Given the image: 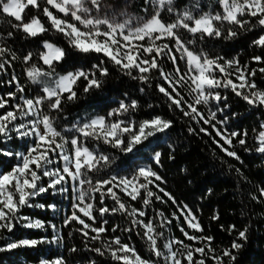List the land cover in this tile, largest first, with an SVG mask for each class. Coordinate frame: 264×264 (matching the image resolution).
<instances>
[{
  "label": "snow or ice",
  "instance_id": "1",
  "mask_svg": "<svg viewBox=\"0 0 264 264\" xmlns=\"http://www.w3.org/2000/svg\"><path fill=\"white\" fill-rule=\"evenodd\" d=\"M215 4L216 9L203 11L200 0H188L183 5H178L177 0H143L144 15H133L128 11L129 0H123V3L120 0H0V25L7 24L14 30L4 32L0 28V73H6L12 67V61L19 59L5 42L16 32L24 33L27 38L37 37L51 29L62 34L76 52L104 57L90 70L78 69L59 74L55 64L63 60L66 52L62 47L44 41L42 47L46 51L39 52L38 59L47 69L36 64L25 69L27 79L39 86L37 94L31 98L25 96V88L15 75L7 81L15 84L16 91L0 96V143L14 137L28 143L24 151L0 149V155L14 156L17 161L10 171H0V240L5 241L0 252L43 243H60L63 238L57 225L51 222L48 224L53 231L51 240L46 237L14 240L11 234L17 226L44 229L43 221L22 215L21 209L44 208V204H33L32 200L49 191L54 195L67 194L71 189L72 210L64 217L63 225H79L74 231L84 238L85 248L110 258L113 264H160L161 260L164 264H207L209 260L212 264H225V260L233 264L236 259L233 250L242 247L238 241L247 239V229L239 230L230 246L217 251L212 247L214 237L203 235L204 229L192 209L187 204L178 203L160 186L166 181L152 165L162 166L163 154L155 151L149 138L170 129L171 120L160 115L137 119L138 101L125 99L105 115L77 121L63 130L57 125V117L52 115L63 112L65 99L72 102L77 98L75 87L79 81L85 82V93L99 89L103 84L102 78L109 75L106 63H110L125 75L150 86L155 73V78L160 81L155 87L166 98L169 108L211 127L219 137V140L213 137V142L228 157L243 163L233 140L243 151L264 157V121L252 130V144L249 146L247 130L229 131L224 127L227 117L217 119V112L229 107L226 103L228 97L221 94V89L231 91L250 107L264 109V90L252 79L257 71L264 73V67L249 70V65H241L238 58L211 57L202 48L197 51L194 47L206 39L232 40L239 34L237 29L244 32L259 29L251 46L264 50V0H215ZM29 8L35 14L25 19ZM41 16L46 18L49 27L45 26ZM32 59V52L22 57L26 65ZM165 59L172 63L173 71H165L162 67L161 61ZM251 59L264 63V57L260 55ZM178 61L185 62L186 70L181 69ZM182 90L187 91L190 102ZM17 98L20 103L10 104ZM222 102L224 108L220 107ZM198 106H203L206 114ZM189 131L194 132L195 129L189 128ZM200 132L211 136L205 127H201ZM101 145L125 154L139 153L141 149L138 146L143 145L152 153L146 157L151 163L137 167L131 175L113 174L99 178L102 169L114 159L101 150ZM168 147L172 148L171 145ZM169 159L173 157L170 155ZM235 171L240 173L239 168ZM116 190L133 202L140 201L141 207L122 201ZM97 193L99 207L96 205ZM158 193H163V196ZM106 198L114 202L111 207L105 203ZM252 199L264 200V187L259 188ZM154 200L160 203L171 201L176 211L169 217L154 209L155 216H149L147 210ZM47 207L56 210L55 204ZM115 214L125 217L129 226L113 225L111 233H135L145 242L149 258L142 257L135 245L124 242L121 236L107 235L109 221L104 217ZM212 218L219 219L218 215ZM181 220L179 231L183 237L200 246L194 247L174 236L165 238L164 230H170L174 221ZM185 226L199 235L190 234ZM221 229L224 230L223 226ZM227 231H237L236 226H229ZM89 243L99 246L90 247ZM69 251L78 249L72 247ZM39 264H66V260L63 256L41 258ZM90 264H96L95 260Z\"/></svg>",
  "mask_w": 264,
  "mask_h": 264
},
{
  "label": "trees",
  "instance_id": "2",
  "mask_svg": "<svg viewBox=\"0 0 264 264\" xmlns=\"http://www.w3.org/2000/svg\"><path fill=\"white\" fill-rule=\"evenodd\" d=\"M177 3L183 5L188 3V0H177ZM200 3L203 11L217 8L215 0H200ZM129 4L128 11L131 14L144 15L142 11L143 0H129ZM33 14H35L34 10L29 8L25 19ZM41 19L44 21L45 26L49 27L46 18L41 16ZM0 28L4 32L12 30L7 27V24L0 25ZM237 31L239 34L232 40L206 39L194 47L197 51L202 48L211 57L222 56L227 60L238 58L241 65H249V70L264 67V63H256L251 59L256 55L264 57V50L251 46L253 38L259 34V29L252 32H244L239 29ZM184 36L190 38L187 33H184ZM44 41L62 47L66 52L63 60L55 64L56 72L59 74H66L69 71L78 69L90 70L93 64L104 59L103 56L84 55L76 52L68 45L62 34H58L51 29L37 37L27 38L24 33L16 32L13 38H6L5 42L15 51L19 59L12 61V67L8 68L6 73H0V96L9 91H16L15 84L7 83L13 75L24 86L25 92L23 94L25 96L31 98L37 94L39 86L32 84L27 79L25 69L31 64L47 69V66L43 65L42 61L38 59L39 52L44 51L42 47ZM28 52L33 53V59L26 65L23 63L22 57ZM176 55L179 57V53ZM178 62L181 69L186 70L185 62ZM161 65L165 71H173V65L167 59L161 61ZM106 66L109 75L102 78L103 84L99 89H92L85 93L83 91L85 82L83 80L79 81L75 87L77 98L72 102L65 99L62 105L63 112L52 113L57 117L58 127L63 130L64 128H70L77 121L96 115H105L110 109L117 107L121 99L138 101L139 108L135 114L137 119L160 115L171 120L172 126L170 129L166 130L165 133H158L156 137L149 138L153 141L152 146L155 151H160L163 154L161 157L162 166L152 165L154 170L166 181L160 186L169 192L178 203L187 204L192 209L204 229L203 235L214 237L212 247L217 251L220 248L230 246L231 242L237 237L239 230L247 229V239L238 241L242 247L233 250V255L236 257L233 264H264V200L252 199V196L257 194L258 189L264 187V157L243 151L236 140H233V144L236 146V151L243 163L241 164L237 160L228 157L213 142V137L216 140H219V137L215 136V131L211 127L204 125L202 121L197 123L189 117H185L177 109L169 108L166 98L155 87L156 83L160 82L155 78V73H153L150 86L125 75L110 63H106ZM44 79L47 80L48 78L45 77ZM252 79L255 80L260 89L264 90V73L257 71ZM182 91L185 98L190 102L191 97H188L187 91ZM220 91L222 95H227L226 103L229 107L224 108L222 102L220 107L224 108V111L217 112V119L223 120L227 117V124L224 127L228 128L229 131L243 132L247 130L249 132L248 144L251 146L252 130L258 128L260 123L264 121V109L250 107L231 91L226 92L223 89ZM20 102L17 98L10 101V104ZM198 107L200 111L206 114V109L203 106ZM213 110H215L214 107ZM201 127L207 128L211 136L200 132ZM217 127H220V125H217ZM189 128L195 129V131L190 132ZM66 135L71 134L66 133ZM27 143V141L14 137L6 143H0V149L13 152L24 151ZM220 143L223 144V141H220ZM168 145H171L172 148L169 149ZM138 147L141 149L139 153L125 154L106 145H101V150L114 159L107 168L102 169L99 178H107V176L113 174L131 175L138 166L151 163L146 158L151 156V151L145 149L143 145ZM224 147L227 148L228 145H224ZM170 155L173 159H169ZM16 162L14 156L0 155V171H10ZM230 165L233 167L230 168ZM236 168L240 169V173L235 171ZM92 175L95 176L96 174ZM152 190L157 191L155 187H152ZM209 190H211V194H209ZM116 191L125 203H131L137 208L141 207L140 201L133 202L129 197L119 193L118 190ZM158 194L163 196V193ZM95 195L97 197L96 205L99 207V194ZM164 199L167 200V197H164ZM32 203L44 204L45 207H25L21 209V214L33 220L43 221L46 227L44 229H28L17 226L14 234H11L12 239H41L46 237L51 240L53 231L51 227H48L49 222L57 225L59 234L63 239L60 243H43L35 247H21L0 252V264H39L41 258L53 259L58 256H63L66 264H90L92 260H95L96 264H113L110 258L101 257L85 248L84 238L74 231L75 228L80 227L79 225L75 223L68 227L63 225L64 217L70 214L72 210L71 189L67 194L54 195L49 191L35 197ZM105 203L111 207L114 202L106 198ZM52 204L56 205L55 211L47 207ZM154 209L162 211L165 216L169 217L173 211H176V207L171 201L160 203L154 200L147 210L149 216H155ZM96 215L98 217V213ZM216 215L219 219L212 218ZM104 219L109 221L106 225L109 229L107 235L121 236L124 242L135 245L136 250L142 257L149 258L150 254L146 250L145 242L135 233L131 235L121 231L111 233L110 230L113 225L118 224L121 228L129 226L125 217L115 214L105 215ZM88 222L90 223V221ZM181 224L182 220L174 221L170 230H164L165 238L174 236L184 240L185 243L193 244L194 247L200 246L187 241L183 237L179 231ZM231 225H235L237 231L229 233L227 229ZM221 226L224 230L221 229ZM186 230L190 234L199 235V233H193V230L187 228ZM4 243L5 241L0 240V246ZM160 243L162 244L163 241ZM89 246L96 247L99 245L89 243ZM72 247H75L78 251L70 252L69 249ZM176 248H179V245ZM197 258H199L198 254ZM153 259L155 258L153 257ZM160 264H164L163 260L160 261ZM207 264H212V261L209 260ZM225 264H229V262L225 260Z\"/></svg>",
  "mask_w": 264,
  "mask_h": 264
},
{
  "label": "rangeland",
  "instance_id": "3",
  "mask_svg": "<svg viewBox=\"0 0 264 264\" xmlns=\"http://www.w3.org/2000/svg\"><path fill=\"white\" fill-rule=\"evenodd\" d=\"M109 2H112V1H109ZM120 2L123 3V0H120ZM140 166H142V165H140ZM138 167H139V166H138Z\"/></svg>",
  "mask_w": 264,
  "mask_h": 264
},
{
  "label": "crops",
  "instance_id": "4",
  "mask_svg": "<svg viewBox=\"0 0 264 264\" xmlns=\"http://www.w3.org/2000/svg\"><path fill=\"white\" fill-rule=\"evenodd\" d=\"M44 51H46V50L44 49Z\"/></svg>",
  "mask_w": 264,
  "mask_h": 264
}]
</instances>
